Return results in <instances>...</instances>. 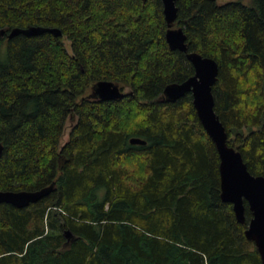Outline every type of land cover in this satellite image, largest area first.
Masks as SVG:
<instances>
[{
	"label": "trees",
	"instance_id": "1",
	"mask_svg": "<svg viewBox=\"0 0 264 264\" xmlns=\"http://www.w3.org/2000/svg\"><path fill=\"white\" fill-rule=\"evenodd\" d=\"M176 5L188 52L219 65L229 145L264 176V0ZM30 28L61 35L8 38ZM0 30V190L55 184L27 208L0 204V264H262L192 94L164 98L195 69L167 43L160 0H0ZM99 81L128 94L88 98Z\"/></svg>",
	"mask_w": 264,
	"mask_h": 264
},
{
	"label": "water",
	"instance_id": "2",
	"mask_svg": "<svg viewBox=\"0 0 264 264\" xmlns=\"http://www.w3.org/2000/svg\"><path fill=\"white\" fill-rule=\"evenodd\" d=\"M147 1V0H144ZM164 7V15L168 25L166 34L167 43L172 50L187 53V58L195 69V75L182 83H171L164 90V98L168 102H177L186 94L193 96V105L198 118L208 136L215 143L220 157L221 198L224 202L233 205L238 222H246V205L248 204L252 219L249 222L245 235L254 242L264 264V176H255L248 170L241 152L229 145V136L226 128L215 111L213 87L217 82L219 65L216 60L204 57L197 52H188L187 37L182 28H176L178 17V0H160ZM44 32L60 36L58 29L30 28L27 30L15 29L9 35L11 39L19 34L36 35ZM5 30H0L4 35ZM128 91H124L120 84L111 81H99L91 88L88 98L100 101H114L124 98ZM132 144L145 145L146 141L133 138ZM3 154V145L0 144V157ZM55 184L38 191H1L0 204H10L24 209L47 197L54 189ZM72 233L65 232V238L70 240Z\"/></svg>",
	"mask_w": 264,
	"mask_h": 264
},
{
	"label": "rangeland",
	"instance_id": "3",
	"mask_svg": "<svg viewBox=\"0 0 264 264\" xmlns=\"http://www.w3.org/2000/svg\"><path fill=\"white\" fill-rule=\"evenodd\" d=\"M228 1H230V0H218L219 3H226ZM244 1L248 2V0H244ZM66 45H67V48L70 50L69 42H67ZM125 91H128V89H126ZM71 125L72 124H70V123H68V125H67L65 134H64L63 139H62V146L68 141Z\"/></svg>",
	"mask_w": 264,
	"mask_h": 264
}]
</instances>
